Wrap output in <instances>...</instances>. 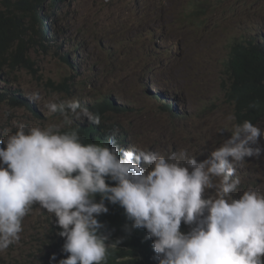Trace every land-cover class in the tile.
Segmentation results:
<instances>
[{
    "label": "clouds",
    "instance_id": "9594fccd",
    "mask_svg": "<svg viewBox=\"0 0 264 264\" xmlns=\"http://www.w3.org/2000/svg\"><path fill=\"white\" fill-rule=\"evenodd\" d=\"M62 1L52 9L54 14L48 12L49 18L56 16L61 5L70 4V0ZM166 1L164 10L153 7L154 15L159 11L168 25L191 28L186 43H190L188 57L195 66L196 53L208 45L217 46L216 97L230 117L219 125L230 135L205 156L173 151L192 143L188 126L182 125L178 133L172 130L171 104L181 96L177 87L172 88L175 97L161 105L169 110L171 126L152 133H146L142 121L121 117L132 108L123 105L118 93L105 90L92 101L85 100L81 94L99 85L94 74L103 64L98 69V65L85 68L77 63L72 40L63 36L60 40L54 24L45 18L48 0L43 9L38 0L35 26L41 45L24 50L27 68L0 79V106L25 104L28 112L18 115L13 107L10 115L15 116L8 114L9 122L0 120V264H264V160L259 159L264 156V115L257 122L240 121L236 104L229 98L232 87L221 86L229 82L227 62L237 42L251 41L254 66L264 67V27L258 32H228L221 26L224 14L248 11L261 18L264 5L250 0H191L188 8L181 0ZM39 7L44 15L37 13ZM25 20L34 23L32 14ZM45 24H50L51 32L43 38ZM153 29L154 43L160 48L181 39H171L164 29ZM31 37L32 31L26 38ZM37 49V56H49L61 67L65 64L72 75H51L37 57L30 59ZM69 51L73 62L63 59ZM159 52L165 59V53ZM17 77L41 85L53 100L45 107L64 119L43 127L47 118L34 101L9 87ZM167 81L173 78L163 80ZM203 82L207 85L200 89ZM194 83L200 95L208 92V82ZM32 99L39 96L33 94ZM34 107L37 110L31 113ZM177 109L186 112V118L177 120L179 125L190 119L186 107ZM72 114L76 119L86 117L90 124L68 128ZM207 117L203 107L197 118ZM15 119L16 124L11 123ZM244 168L247 172L242 175ZM113 204H119L120 214L131 222L124 230H145L157 256L151 251L148 257L139 249L122 256L115 253L127 247L113 236Z\"/></svg>",
    "mask_w": 264,
    "mask_h": 264
},
{
    "label": "rangeland",
    "instance_id": "374dc122",
    "mask_svg": "<svg viewBox=\"0 0 264 264\" xmlns=\"http://www.w3.org/2000/svg\"><path fill=\"white\" fill-rule=\"evenodd\" d=\"M181 1L184 7L191 8V0ZM250 2L259 6L264 5V0H250ZM167 6L166 0H70V4L58 8L55 17L50 16L48 23L54 24V31L59 33L60 40L62 36L66 41L72 40L74 46L72 56L82 67L90 68L96 67L98 63L103 64V67L94 74L99 85L81 94L85 100L92 101L96 93L102 94L105 90L118 93L123 105L128 104L132 108L129 113L122 114L121 117L142 121L146 133H152L166 130L167 126L171 125L168 119L169 110H164L161 105L175 97L172 88L177 87L181 96L176 98V106L186 107L191 114L190 119L180 122V125L189 127L192 132L190 138L192 143L179 145L173 151L179 153L183 150L187 155L198 153L205 156L221 146L230 135L226 127L219 125V121L228 122L230 117L225 109H220L219 99L216 97L218 91L215 87L218 83L215 81L218 80L220 73L218 49L212 44L196 53L193 57L195 66L188 57L190 43H186V37L191 36V28L176 23L168 25L160 18L159 11L154 15L153 7L164 10ZM42 9L37 8L39 15L45 14ZM168 11L174 13L172 10ZM247 12H226L225 20L221 23L222 28L228 32L238 30L258 32L264 27V17L256 18ZM137 14L139 17L136 16ZM143 15H146L147 19L142 20L140 17ZM153 27L166 30L171 39L180 37L181 39L173 45H162L160 48L154 43ZM39 50L31 52V60L37 57L39 63L54 77L61 74L72 75L70 68L65 64L61 67L49 56H37ZM159 50L165 53V59ZM80 70L84 71L83 68ZM167 77H172L173 82H163ZM201 80L210 84L205 95L199 94L194 83ZM0 84L3 86L2 83ZM8 84L11 88L20 89L31 101H34L39 112L47 118L43 127L52 126L64 119L61 114L51 115L45 107L53 100L46 95L41 85L33 83L26 77H17L14 83ZM33 94H37L39 99H32ZM158 95L162 98L161 102ZM13 107L18 115L28 113L25 104L9 103L0 106V120L9 122L8 114L10 115ZM203 107L207 108L208 117L199 120L197 113ZM12 116H15L14 113L10 118ZM70 118L73 122L68 124V128L90 124L83 116L76 119L72 114ZM16 120L11 123L16 124ZM173 139L178 140L176 137ZM165 151L171 152L167 148ZM255 159H251L246 167L251 166ZM259 159L264 160V156ZM246 172L244 168L241 173L243 175ZM261 173L264 175V171Z\"/></svg>",
    "mask_w": 264,
    "mask_h": 264
},
{
    "label": "trees",
    "instance_id": "16d2710c",
    "mask_svg": "<svg viewBox=\"0 0 264 264\" xmlns=\"http://www.w3.org/2000/svg\"><path fill=\"white\" fill-rule=\"evenodd\" d=\"M38 0H0V79L4 74L21 71L22 68L28 67L24 61L27 57L23 55L25 49L37 45H41L42 40L36 38V5ZM46 0H39L40 7H42ZM63 3L62 0H48L45 4L44 11L47 12L46 20L49 18L48 12L54 14L52 9ZM29 14L33 15L34 23L30 25L25 20ZM206 17V16H203ZM206 19V18H205ZM43 22V16H40ZM208 21V19H206ZM160 23H162L160 21ZM33 32V37L27 39L26 36ZM47 32H51L50 24L44 26L41 31V36L46 37ZM17 43L20 44L19 48ZM64 60H71L73 62L71 52H66L63 57ZM256 56L254 55L251 41H240L236 43L231 53V58L227 62V69L229 73V82H222V88L231 86L229 98L236 104V116L242 121L245 119L257 122L264 115V67H255ZM207 84L201 83L198 87L203 89ZM178 97V94L177 96ZM16 99H13L14 101ZM175 100L171 104L173 133L181 131V125L177 120L186 118V112L174 108ZM17 101V100H16ZM167 106V104H166ZM42 118V115H39ZM114 223L110 224L115 237L121 240V243L127 248L115 252L117 255H124L130 253L133 249H139L144 254L147 253L151 257V251L154 256L157 254L152 247L153 241L147 238L145 230L136 228L131 232L124 230V225H131V222L126 217L122 216L121 206L113 204Z\"/></svg>",
    "mask_w": 264,
    "mask_h": 264
},
{
    "label": "bare ground",
    "instance_id": "6f19581e",
    "mask_svg": "<svg viewBox=\"0 0 264 264\" xmlns=\"http://www.w3.org/2000/svg\"><path fill=\"white\" fill-rule=\"evenodd\" d=\"M101 66H102V63H99L98 66H97L98 69H100ZM77 69H78V71H79V68H77ZM16 80H17V79H16ZM36 110H37V109L34 107V109H31V113H34ZM31 113H30V114H31ZM31 115H32V114H31ZM170 126H171V125H170ZM167 127H168V126H167ZM149 261H151V260H149Z\"/></svg>",
    "mask_w": 264,
    "mask_h": 264
}]
</instances>
